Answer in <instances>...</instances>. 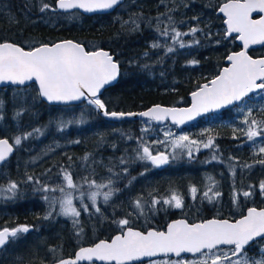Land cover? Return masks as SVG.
<instances>
[{"label": "snow or ice", "instance_id": "obj_1", "mask_svg": "<svg viewBox=\"0 0 264 264\" xmlns=\"http://www.w3.org/2000/svg\"><path fill=\"white\" fill-rule=\"evenodd\" d=\"M120 3L121 0H56V6L60 9H83L87 12L113 9ZM50 7L52 6L44 3L40 11L43 12ZM219 11L227 17L226 35L237 34V38L243 42L244 50L228 55L226 59L229 66L223 68L219 75L191 93L192 104L189 108H167L155 105L139 113L110 111L99 96L106 85L116 80L119 74V62L110 52L102 48L88 51L84 44L72 40L42 43L39 46L29 47L28 50L18 43L0 41V82L13 85L36 82L39 96L48 102H70L86 98L88 103L105 117L123 118L139 115L156 121L171 117L174 123L184 124L185 121L192 120L201 113L243 101L249 93L257 89L264 90V58L253 59L247 53L250 45H264V0H225ZM253 13H257L259 18L253 19ZM168 20L171 22L170 16ZM127 23L128 21H125V24ZM131 23L134 30L139 28L136 20H132ZM199 30L191 28L189 32L195 34ZM157 31L161 36H169L167 27L161 31L157 26ZM187 34L172 28L171 40L179 43V46L183 48L185 44L180 38ZM194 42L198 43V41ZM160 46L158 43L152 44L154 48ZM173 51V47H167V52ZM189 63L199 62L192 60ZM261 112L264 113V108ZM17 115H20V112ZM72 122L59 121L58 130L62 131ZM75 122L83 123L84 121L80 119ZM243 122L248 125L243 134L249 141L264 134V118L257 120L251 108L245 114ZM34 134L42 135L43 133L41 129H33L32 132L12 138L11 143L7 138H0V163L5 162L13 153L14 146L20 145L23 139ZM213 139L210 136L203 147H212ZM74 143H79V141H74ZM193 144H198V142L190 141L187 135L178 136L173 141L174 148H188L189 156H191L190 145ZM258 152L264 154V147H260ZM137 158L150 162L155 167L169 162L167 154L164 152L153 154L146 144L142 145V150L137 151ZM120 163L124 164L125 161L121 159ZM257 163L264 165V159H260ZM244 167H251V165L245 164ZM124 172H127L126 167ZM62 173L63 183L55 187L42 184L38 178L31 175L27 177V181L34 182L38 186L36 190L45 193L43 199L49 202L51 210L43 217L44 219L52 215L54 206L58 202L60 214L71 216L74 218V223H78L79 221L75 218L80 216L81 210L88 211L89 205L84 203L85 193L83 191H79L76 197H73L69 191L82 188V185L74 181L72 173L68 169H62ZM83 184H87L89 189H96L87 193L91 207L95 208L96 212L100 211V208L96 206L97 197L102 195L104 202L107 203L114 193L111 179L107 183L98 184L95 180L85 177ZM19 187V182L14 180H10L7 185H0V197L8 200L16 199ZM258 187L260 194L264 195V180L260 181ZM104 188L108 190L101 192L100 190ZM252 188L253 186L250 185L249 190L242 193L234 191L233 202L236 203L240 195L245 198L251 197ZM56 191L62 194L58 201L47 195V193ZM197 191L195 186L190 188L193 199ZM220 195L221 193L215 190L214 182L203 192V198L210 202ZM74 199L80 201L81 209H77L74 205ZM161 202L175 208L183 207L182 197L176 192H172L162 201L152 199L153 205ZM134 203L142 213L141 198H137ZM117 223L122 228L126 227V230L116 234L110 240H100L93 246L80 247L74 258H60L56 264H79L81 261L93 260L107 262V264H133V262L141 261L142 258H149L148 264H264V248H261L260 259L249 257L245 250L246 246L255 242L257 238L264 239V208L249 207L246 215L234 221L213 218L199 223H189L186 219L175 220L168 224L165 231L135 230L127 227L129 225L127 218ZM32 227L34 226L21 224L11 228L7 226L0 228V248L5 247L21 234L28 233ZM222 246L229 247L225 251ZM51 251L55 252V249ZM182 253H192L197 258L193 260L152 259L160 254L164 256L175 254L180 257Z\"/></svg>", "mask_w": 264, "mask_h": 264}, {"label": "trees", "instance_id": "obj_2", "mask_svg": "<svg viewBox=\"0 0 264 264\" xmlns=\"http://www.w3.org/2000/svg\"><path fill=\"white\" fill-rule=\"evenodd\" d=\"M127 1L131 2L128 12L126 11L118 15L116 12L125 8L128 5L126 3ZM217 1L219 0H198L197 7L202 5L213 15L219 7L216 3ZM220 1L222 2L224 0ZM44 3L52 7L41 12L40 9ZM32 4V0H0V41L18 43L25 48H29L42 43H54L64 39H71L84 44L87 50H95L98 48L109 50L112 54L116 55V59L120 63V76L118 81L106 89V92L112 98V100L107 101L110 109L115 106L114 108L116 110H142L156 103L184 105L182 101L189 100V94L192 91L219 73L220 68L225 64L227 54L235 48V46L231 48L220 42L213 43L215 39L212 40L210 38L208 39L209 45L206 44L203 49L197 52L196 59L199 63L193 68L180 66L181 60L177 62L169 60L168 62L172 64L171 66H167V62L162 64V68L171 71L168 74L175 76L173 79L169 78L170 80L167 83H164L156 70L157 64L143 63L139 61V56L150 50L149 42L154 36L149 28L157 18L170 16L172 20L175 19L177 21L179 19L177 11L174 9V4L168 5L166 0H125L112 13L94 15H84L77 10L66 13L59 12L55 8V0H35V6H32ZM21 13L26 14L28 17L37 18L39 22L36 24H25ZM115 13L117 14L116 16L114 15ZM192 14L198 15V12L196 13L190 10L189 15L192 16ZM53 15L64 16L67 20L64 21L65 23L57 25L44 24L40 21L41 18L49 19ZM132 20L137 21L139 24L138 29H133ZM125 21H128V23L125 24ZM174 79L175 82H172ZM11 88L15 89V92L7 95L4 93L3 98H6V96L10 97L4 104L12 103L13 99H16V95L19 93L23 94L28 90V87ZM3 91L5 92L6 90L3 89ZM24 99L26 100V105L10 111L9 113L13 115L11 118H9L8 114L2 110V106H0V136L4 135L2 131H5L9 127L18 128L22 133L32 132L33 129H41L42 135L45 138L53 135L56 138H62V133L65 130L71 133L76 128H85L91 119L89 116L91 108H87L86 105L78 110L76 108L72 109L70 106L50 105L37 95L34 105L28 106L29 96L25 94ZM258 106L256 108L260 112V119H262L264 118V113L261 112L262 108H258ZM260 106L264 105L260 104ZM18 112H20V115H17ZM94 118L100 123H105L106 121L98 112H96ZM80 119H83L84 122H75ZM59 121L73 122L69 123L67 127L60 131L58 130ZM123 122H115V134H120L125 141L131 140L144 144L143 139L140 137V130L138 129L140 121L137 120L134 122L127 120V122H130V126ZM105 127L107 126H102V130ZM210 127L213 134L222 130L226 132L228 141L224 144V147L227 145V152L222 154L214 145L201 153L199 152L191 156L186 155L185 151H180L179 155L165 168V170H170V176L166 174L167 176L164 178L166 183L164 186L160 187L159 190L155 188L152 192L146 191L145 196L141 198L143 212L141 213L140 209L133 206L139 215L138 217L142 219L144 224H150L148 218L151 217L158 223L159 228L162 229L165 228L170 220L182 216L188 205L187 198H185L184 202L185 208L183 207L182 209L163 204L162 202L153 205L152 199L155 198L162 201L164 198H168L172 192H176L181 196L185 182L181 178L186 177L185 179L189 180L191 176L188 175H192L196 164H204L213 156L223 161L225 160V163L232 168L234 172L233 180L226 187L219 182L214 183L215 190L219 191L221 195L211 202L203 198V192L213 182L200 187V195L193 201L194 209L201 211L205 219L212 216L213 209L221 211L223 206H226L228 209H232V214H235L242 213V204L244 206L248 205L247 198L243 196L244 202L246 201L245 204L239 200L236 203L233 202L234 191L242 193L253 183L246 176V173H244L246 168L241 174L237 173V170L239 171L240 168H244L248 154L245 150L238 149L241 142L239 143L238 139L233 138L232 128L226 122L217 121L211 124ZM38 136L39 134H34L27 138L28 148L40 144ZM99 141L103 143L105 137L101 136ZM235 143H239L238 146ZM153 149L157 151V149ZM77 150L79 149L77 148ZM133 151L135 152L137 150L134 149ZM64 159L65 157L59 155L51 161H46L43 166L35 169V177L42 184H46V180L52 182L55 177L60 176L62 171L60 165H62ZM124 159L126 162L137 166L136 170H129L127 176H137L138 171H141L144 165L143 160H132L126 157ZM152 174L151 172L146 175L149 177ZM169 180H174V182L170 183ZM0 185L7 184L0 178ZM166 185H170V188L164 189ZM187 185L188 187L191 185L190 181ZM191 186H193V182ZM37 187L35 184L36 189ZM185 191L189 192L190 190L187 189ZM44 195L45 193L36 190V198L38 200ZM3 205L9 207L6 211L10 214L14 212V215L11 214L12 219H9L7 216L0 217V228L5 226L16 227L21 224L34 226L32 227L33 229L48 236L45 245L51 246V250L55 249V252L50 250L53 254V256L48 258L50 262H54L64 256L73 255L77 248L82 245L91 244L102 238H110L119 231L115 227L114 220L118 222L121 219L127 218L129 225L138 226L136 222L138 220L137 217L126 210L124 206L115 208V210L113 209L114 214L110 218L102 220L101 223L82 225L80 223L68 222L65 229L60 231L58 229V222H53L50 218H43L47 215L48 209L38 204V202L34 209H30L27 204H23L22 198L20 200L6 199L3 201ZM185 217L191 221L193 216L190 211H187ZM194 217L196 220L199 219L198 212L194 214ZM148 226L152 225L150 224ZM57 229L61 232L60 238L56 237L55 234L52 235ZM248 254L250 257L256 256L255 252H249ZM167 259H172V257H168ZM36 264L45 263L38 260Z\"/></svg>", "mask_w": 264, "mask_h": 264}, {"label": "rangeland", "instance_id": "obj_3", "mask_svg": "<svg viewBox=\"0 0 264 264\" xmlns=\"http://www.w3.org/2000/svg\"><path fill=\"white\" fill-rule=\"evenodd\" d=\"M33 4L32 6H35V0H32ZM167 4H174V9L177 11L178 14V20L175 21L171 19V22H169L168 17L162 16L155 20L154 24L149 28L151 33L153 34L154 38L149 42L150 50L142 53L139 56V61L143 63H155L157 64V71L159 75L161 76V79L164 83H167L169 78L173 79L175 76L171 73V71H167L166 69L162 68V64L167 62V66H171L172 64H169V60H172L173 62H177L181 60L180 66L184 67H190L193 68L197 64H190L189 61L196 60L197 52L205 47V45H209L210 38L215 39L213 43L220 42L221 44L228 45L229 47L233 48V42L231 40L225 41L226 37L224 34V31L226 30L221 24L224 21V17L218 13V10L215 12V14L211 15L210 11L206 10L202 5H198V0H166ZM224 1H217V5L220 6L221 3ZM128 5L123 8L122 10H119L116 12L118 15H121L123 12H128L131 2H126ZM219 8V7H218ZM194 11L198 12V15L190 16L189 12ZM114 14L115 16L117 14ZM8 16V15H7ZM12 17V16H11ZM21 17L23 18V21L25 24H36L39 21L37 18L34 17H28L26 14L21 13ZM195 18V19H194ZM63 20V21H62ZM67 20L64 16L61 15H53L52 18L49 19H43L41 18L40 21L44 24H51V25H57L65 23L64 21ZM157 26H159L160 30H163L165 27L169 29V36H161L160 32L157 31ZM175 28L177 31L181 33H188L187 35H184L180 38V40L183 41L185 44V47L181 48L179 46V43H175L171 40V29ZM191 28H197L200 29L195 34H192L189 32ZM194 41H198V43H195ZM153 43H158L161 45L160 47H152ZM173 47L174 51L169 53L167 52V47ZM231 51H235L232 49ZM230 51V52H231ZM225 65V64H223ZM221 69V68H220ZM170 76V77H168ZM215 77V76H213ZM212 77V78H213ZM172 82H175V79L172 80ZM28 90L27 92L23 94L16 95V99H13V102L10 104H4L7 100L10 99V97L3 98L4 93L7 94H13L15 92V89L11 87H4L0 88V103L2 106V110H4L9 118H11L13 115L9 113L10 111H13L15 109L22 108L26 105V100L24 99L25 94L29 96L28 99V106H33L35 103V98L38 94V89L36 85H30L27 86ZM6 90L5 92L3 91ZM251 100L244 101L240 104L239 107L234 109V112H240L241 116H245L248 109L251 108L252 110L258 106V108H264V90L258 92L255 94ZM263 97V98H262ZM101 100H103L108 107L110 111L116 110L114 107L111 109L109 108L107 101L112 100L111 95L107 92H104L99 96ZM84 104H86L87 108H94L93 105H90L86 100L83 101ZM189 100H183V104H188ZM84 107V105H83ZM82 107V108H83ZM80 108V107H79ZM74 109V108H72ZM78 110V109H77ZM97 109H95L96 111ZM99 111V110H97ZM254 115V110H253ZM102 117V116H101ZM212 120L214 118H211ZM91 120V119H90ZM106 120V119H105ZM260 120V119H257ZM108 121V120H107ZM136 122L135 120H132ZM139 126L138 129L140 130V137L143 139L144 144L148 145L150 149L153 151V154H156L157 152H164L169 156V162L168 164L161 168V167H155L150 162L143 161L144 165L141 168V171H138L137 176H127V172L131 169L136 170L137 166L132 165L131 163H128L125 161L124 157L131 158L132 160H138L137 158V151L142 150V144L141 142L137 141H131L127 140L125 141L123 137L120 134H115V127L116 125L111 123H100L99 128H94V126L90 127L89 123L84 127H79L73 130V132H69L68 130H65L62 133V138H56L55 135L49 136L47 138L43 137V135L39 134L38 138L40 141L39 145H35V147H32L29 152L26 153L24 149L25 144H20V150L13 157V161L11 162L10 166L8 167L9 171H6L0 175V178L4 183H8L10 180H14V176H17V178H21L20 174H22L21 179L25 180L24 173L31 167L37 168L39 166H43L46 161H51L52 159H55L57 156L61 155L64 156L65 159L62 162V165H60V168L62 169H68L73 176L74 181L77 184L82 185V188L79 190H69L73 197H76L79 195V191H83L85 193L84 196V203L89 205L88 211L81 210V214L79 217L75 218L78 220V224H92V223H101L102 220L106 218H110L114 214L115 208H121L125 207L126 210L134 214L138 220H136L138 226H133L140 228L142 230H146L148 228H156L160 229L158 226V223L152 219L151 217L148 218L150 224L152 226H148L142 222V219H140L138 216V213L134 209L133 206H135V201L137 198H142L145 196L146 191L152 192L154 189H160V187H163L166 183L164 178L165 176L170 174V170H165L169 166V163L179 155L180 151H185L186 155H188L189 149L188 148H174L173 147V141L176 137L181 135H187L189 137L190 141H197L198 144L190 145L191 155L198 154L200 151H205L207 148L203 147L204 143H207V141H204V139L200 138H192V134H194L195 130H191L190 128H182L178 129L176 126L166 123L164 125H157L154 123L153 120L150 119H139ZM90 122V121H89ZM130 122H126L128 126ZM233 130H239L242 133H244L247 130V125H243L241 127H236L232 121L226 122ZM107 126L102 130V126ZM199 126V125H198ZM211 126V123L209 125L202 126L201 129L199 127L196 129L198 132H207ZM188 127V126H187ZM9 133V135L14 138L16 136H22V134L18 133V128H9L5 129ZM105 137V141L101 143L99 141L100 137ZM233 136L234 133H233ZM243 136H245L243 134ZM74 141H79V143H74ZM163 142V143H158ZM77 148L79 150H77ZM157 149V151H154V149ZM137 151H133V150ZM81 150V152H80ZM133 152V153H131ZM189 156V155H188ZM85 157H87L85 159ZM70 158V159H69ZM123 159L125 161L124 164H121L120 161ZM21 165H24V167L19 169L16 172L17 168H21ZM127 168V172H124V168ZM147 168V171L145 169ZM155 168H157L155 170ZM176 168V167H175ZM12 171V172H10ZM192 171V170H191ZM153 173L151 176L147 177L146 174ZM167 174V175H166ZM170 176V175H169ZM189 180L185 179L186 177H182L181 179L184 180V189L182 190L183 194L181 195L183 200V207L185 208L184 202L185 198L188 199V205L184 210V213L181 217L186 218L187 211H190L192 214L191 221H196L194 214L198 212L199 219L203 220V215L201 211H196L194 209L193 201L200 195L199 189L200 187L211 184V182H219L221 184H224L223 186L226 187L228 184H230L233 180L234 172L231 167L228 166L227 163H222L220 165L217 162L210 161V164H205L204 167L199 168L197 172L192 171V175ZM87 177L90 180H95L98 184L99 183H107L109 179L112 180L111 187L114 190L113 195L109 198L108 202L105 203L103 200V196L97 197L96 206L100 208L99 212L95 211V208L91 207V201L87 197V193L89 191H95V188L89 189L87 184H83V178ZM173 177V176H171ZM187 180V181H186ZM257 189L259 190V183L261 180H264V177H258L257 178ZM15 181V180H14ZM193 182V186H195L198 191L196 193L195 199H193L190 191L186 192L185 190L189 189L188 183ZM170 183L174 182V180H169ZM46 184H48L51 187H55L57 185H61L63 183V173L61 171L60 176L55 177L52 182L49 180L45 181ZM35 184V183H34ZM170 185H166L164 189H169ZM107 188L101 189L100 191H107ZM247 191V190H246ZM47 195L50 198H56L57 201L59 198H61L62 194L59 191H56L54 193H47ZM262 198H264V195H262ZM6 199L3 197H0V217L7 216L9 219H12V215H14V212H7L6 210L9 207H5L3 205V201ZM38 204L43 205L45 208L48 209V212L51 210L49 206V202L45 201L43 197L41 199H37ZM74 205L77 207V209H81V204L78 199L73 200ZM142 203V201H141ZM258 205V204H257ZM252 206H256L252 204ZM136 207V206H135ZM173 207V206H172ZM182 207V208H183ZM178 208V209H182ZM230 208V207H229ZM114 209V210H113ZM138 209V208H137ZM135 210V211H134ZM244 211V209H243ZM225 215L226 217H236L237 215H234L231 213V208L228 209L226 206H223L221 211L214 212L212 217H218L221 215ZM53 222H58L59 227L58 229L61 231L65 229L67 226V223H74V218L71 216H64L60 214V207L59 203L57 202L54 206V210L52 211V215L49 217ZM115 227L119 230L118 232L123 231L126 227L122 228L116 220H114ZM131 226V225H128ZM127 226V227H128ZM56 230L52 233V235L55 234L56 237L60 238L61 232L59 230ZM163 229V228H162ZM51 236V234H50ZM48 236L43 235L39 231L31 228L28 233L21 234L17 239L10 242L8 245H6L3 248H0V264H36V262L42 261L45 264H52L53 262L48 261V258L53 256L51 253V246H47ZM47 246V247H46ZM227 251V250H225ZM168 257H161L157 258L156 260H163L167 259ZM196 256H181V257H172V259L169 260H178V259H184V260H193L196 259ZM260 259V258H257ZM56 261V260H55ZM90 264H96V263H90ZM139 264H148V261H143Z\"/></svg>", "mask_w": 264, "mask_h": 264}, {"label": "flooded vegetation", "instance_id": "obj_4", "mask_svg": "<svg viewBox=\"0 0 264 264\" xmlns=\"http://www.w3.org/2000/svg\"><path fill=\"white\" fill-rule=\"evenodd\" d=\"M258 16L259 15H256L255 17H258ZM222 26L225 29H227L224 21L222 22ZM224 34H225V37H226V39H225L226 42H227V40H231L233 42V46H235L234 50L241 49V45L238 44V42H237V36L236 35L235 36H231V37H227L226 30L224 31ZM249 53H250V55H252L254 57L264 56V45L249 50ZM33 85H35V84H33ZM257 93L258 92L246 97L243 101L237 103L236 105L232 106L231 108H228V109L222 111L221 113H211V114L205 115V116L201 117L198 121H196L195 123L189 125L186 128H190L191 130H195L194 134H192V138L193 137L194 138H200V139H204V141H208V138L210 136L213 137L214 138L213 139V145L215 146V148L219 149L220 152H222V154H225L227 152V145L224 147V144H226L227 141H228V138H227V135H226L225 131H223V130L220 131V132L217 131L216 133L213 134L211 132V129H209L207 132H198L196 129L198 127H199V129H201L202 126L209 125V123L213 124L214 122H217V121H221V122L232 121L236 127H241L243 125H246L243 122L244 121V116H241L240 112H234V109L239 107L240 104L243 103L244 101L251 100L254 96H256L255 94H257ZM83 105H86V104H84V102H82L80 104H76V105L72 104V105H68V106H70L71 108L81 109L83 107ZM253 110H254V115L253 116L256 119H260L259 110L257 108H254ZM96 112L99 113V111H97V110L95 111L94 108L91 109L90 114H89L91 120L88 123H89L90 127L94 126V128H99V124L94 118ZM211 118H214V119L212 120ZM108 122L111 123V124H115L116 125L115 122L107 121V120L105 121V123H108ZM126 122L127 121H124L123 123H126ZM246 127H248V125ZM2 133L4 135L0 136V138L8 137L11 140V142H12V137L9 135V133L7 131H2ZM18 133L23 135L24 133H28V132H23L22 133L18 129ZM232 133H234V135H235V136H233V138L238 139L239 143L241 142L240 144L239 143H235V145H237V146H238V144L240 145V147L238 146V149L245 150L246 153L248 154L246 164L247 165H251V167L240 168L239 171L237 170V173L241 174V172L246 168L244 173H246V176H248L250 178V180L253 182L252 184H250L251 186H253V188H252L253 195L251 197L247 198V201H248L247 202L248 205L246 203L247 206H244L243 204L241 205L243 207V209H244V211H242V213H235L234 215L238 214V216H236V217H226V216H224V214L221 215V216H218V217H226V218H230V219H236V218L242 216L249 207H253L252 204L256 205V207H263L264 206V198H262V195L260 194V190H258L257 187H256L257 181H258L257 178L258 177H264V165H261V164L257 163V161H259L260 159H264V154H261V153L258 152V149L260 147H264V134H262L261 136L255 137L253 141H249L247 139V137L243 136V133L241 131H239V130L236 131V130H233V128H232ZM23 143L25 144V148H28L27 147V144H28L27 143V139H23ZM219 143L221 144V146H220ZM209 148H207V149H209ZM30 149L31 148L24 149V151L26 153H28L29 152L28 150H30ZM19 150H20V145L15 146L14 155L8 161H6V162H4V163H2L0 165V175L2 173H4V172L10 170V169L8 170V167L10 166L11 162L13 161L12 160L13 157L15 155H17ZM80 152H81V150H80ZM201 152H203V151H200V153ZM192 155H195V154L193 153ZM210 161H214V162L218 161V163L220 165H222V163H225V160L223 161V160H221L219 158L213 159V158L210 157L209 160H207L204 164H201V163L196 164V167H195L193 172H197L198 169L204 167L205 164H210ZM23 167H24V165H21V168H17L16 172L19 169L22 170ZM9 168H11V167H9ZM35 169L36 168H34V167H32V168L30 167L26 171V173H24L25 180L21 179V178H23L22 174H20L21 178H17V176H14V180L19 182V185H20L19 194H18L16 199L20 200L22 198L23 199V204H27L30 209H34L35 208L36 203H37V198H36L35 184H34V182L27 181V177L29 175L35 177V175H34ZM10 172H12V171H10ZM249 186L246 188V190H249ZM239 201L240 202H244V199H243L242 195L239 197ZM245 202H244V204H245ZM214 212H218V211L213 209L212 216H213ZM231 212H232V209H231ZM32 214H34V213L32 212ZM228 247L229 246L223 247V249L227 250ZM261 248H264V239H256L255 242H252V243H250V245L246 246L245 250H246L247 254L249 252H252V253L255 252L256 256L254 258L257 259V258H260ZM248 256H249V254H248Z\"/></svg>", "mask_w": 264, "mask_h": 264}, {"label": "water", "instance_id": "obj_5", "mask_svg": "<svg viewBox=\"0 0 264 264\" xmlns=\"http://www.w3.org/2000/svg\"><path fill=\"white\" fill-rule=\"evenodd\" d=\"M124 2H125V0H121V3H120L119 5H117V6H115L113 9H108V10H97V11H93V12H87V11H85V10H83V9H60V8H58V7L56 6V0H55V8H56L57 11H59V12H64V13L77 10V11L81 12V13L84 14V15L107 14V13H112L113 11H115V10H116V9H117L122 3H124ZM223 3H224V2H223ZM223 3L220 4L219 8L223 5ZM219 8H218V13H219L220 15H222V16L225 18V19H224V23H225L227 17H226L223 13H221V12L219 11ZM256 15H258V14H257V13H253V19H258V18H259V16H258V17H255ZM225 25H226V23H225ZM226 27H227V25H226ZM235 35L237 36V34L233 33V34H231V35H227V37H231V36H235ZM64 40H71V39H64ZM64 40H60V41H64ZM60 41H56V42H60ZM72 41H74V40H72ZM74 42H76V41H74ZM237 42H238V44L241 45V49H239V50H235V51H231L228 55L232 54L233 52H240V51L244 50V48H243V42L240 41L238 38H237ZM38 46H39V45H38ZM259 46H262V45H260V44L250 45L249 48L247 49V53H248V55L251 56L253 59L264 58V56H257V57H254V56L250 55V53H249V50L254 49V48H257V47H259ZM85 48H86V47H85ZM102 49L105 50V51L110 52V51L107 50V49H104V48H102ZM25 50H28V48H25ZM86 50H87V49H86ZM95 50H96V49H95ZM88 51H89V50H88ZM90 51H93V50H90ZM110 53H111V52H110ZM111 54H112V53H111ZM112 55H113V58L116 60V55H114V54H112ZM228 55H227V56H228ZM227 56H226V57H227ZM116 61H117V60H116ZM228 66H229V62H228L227 59L225 58V65L222 66V68L220 69L218 75L220 74V72L222 71L223 68L228 67ZM119 76H120V65H119V74H118L116 80H114V81H112L110 84L106 85V86L101 90L100 95L103 94L107 88H109L110 86L114 85V84L118 81ZM216 76H217V75H216ZM216 76H215V77H216ZM215 77H214V78H215ZM212 79H213V78H212ZM210 80H211V79H210ZM210 80H208L207 82H204L203 84L208 83ZM32 84H35V85L37 86V89H38V83H36V82H27L26 85H13V84L8 83V82H0V88H1V87H25V86H29V85H32ZM203 84H202V85H203ZM202 85H201V86H202ZM197 90H198V88H197L196 90H194V91H197ZM194 91H192V92H194ZM258 91H261V90L257 89V90H255L254 92L249 93L248 96H250V95H252L253 93L258 92ZM192 92H191V93H192ZM191 93L189 94V103H188V104H184V105H165V104H161V103H156V104H152V105H150V106H148L147 108L142 109V110H128V111H123V110H112V111L139 113V112L147 111L149 108H151V107H153V106H155V105H160V106H162V107H167V108H189V107H191V104H192ZM248 96H247V97H248ZM245 98H246V97H245ZM245 98H244V99H245ZM41 99H42L43 101H45L47 104L55 105V106H67V105H72V104H80V103H82L84 100H86V98H82L81 100H78V101H70V102H48V101H47L45 98H43V97H41ZM239 102H240V101L233 102L232 104L224 105V106H222V107L219 108V109H213V110H210V111L207 112V113H201L200 115L195 116L192 120L185 121L184 124H176V123H174L173 120L171 119V117H168V118H166V119H164V120H162V121H156V120H153V121H154V123L157 124V125H164V124H166V123H171V124L175 125L178 129H182V128H185V127H187V126H189V125L195 123L196 121H198L201 117H203V116H205V115H208V114H211V113H221L222 111H224V110H226V109H228V108H231L232 106L236 105V104L239 103ZM99 113H100V115H101L104 119H106V120H108V121H112V122H122V121H127V120H139V119H150V120H152V119L149 118V117H141V116H139V115L131 116V117L125 116V117H123V118H111V117H105V116H103L102 113H101L100 111H99ZM3 138H7V139H9L8 137H3ZM9 141H10V143H11V140H10V139H9ZM14 153H15V146H14V151H13V153L9 155V157L7 158L6 161H8V160L14 155ZM6 161H5V162H6ZM3 163H4V162H3ZM1 164H2V163H0V165H1ZM167 164H168V163H167ZM167 164L162 165V166H159V167L163 168V167H165ZM253 207H256V206H253ZM256 208H258V209H259V208H264V206H263V207H256ZM246 214H247V210H246V212H245L243 215H246ZM243 215H242V216H243ZM242 216H240V217H238V218H236V219H230V218H226V217H209V218H205V219H203V220H196V221H189L187 218H184V217H177V218H174V219L170 220V221L167 223V225L165 226V228H163V229L148 228V229H146V230H142V229H140V228L133 227V226H128V227H132V228H134L135 230L142 231V232H147V231H149V230L165 231V230L167 229L168 224L171 223V222H173V221H175V220L186 219L189 223H199V222H201V221H204V220H210V219H213V218H216V219H229V220H233V221H234V220H237V219L242 218ZM9 228H11V227H9ZM125 230H126V228H125L123 231H125ZM118 233H120V232H117V233L113 234L110 238H102V239H99V240H97V241H95V242H93V243H91V244H85V245H82V246H80V247H90V246H93L95 243H98L100 240H110L113 236H115V235L118 234ZM257 239H259V238H257ZM80 247H79V248H80ZM222 247H227V246H222ZM79 248H77V250L75 251V253L79 250ZM75 253H74L73 255H70V256H64V257H61V258H70V257H71V258H74ZM184 255L194 256V254H192V253H182V254H181V256H184ZM181 256H180V257H181ZM161 257H175V258H176L177 256H175V254H168L167 256H164L163 254H160V255H158V256H156V257H153L152 259H157V258H161ZM59 259H60V258H59ZM57 260H58V259H57ZM57 260H56V261H57ZM148 260H149V258H142L141 261L133 262V264H139V263H141V262H143V261H148ZM56 261H54L52 264H56ZM90 263H96V264H107V262H102V261H99V260H93V261H81V262H79V264H90Z\"/></svg>", "mask_w": 264, "mask_h": 264}, {"label": "bare ground", "instance_id": "obj_6", "mask_svg": "<svg viewBox=\"0 0 264 264\" xmlns=\"http://www.w3.org/2000/svg\"><path fill=\"white\" fill-rule=\"evenodd\" d=\"M117 60V59H116ZM118 61V60H117ZM119 62V61H118ZM119 65H120V63H119ZM1 88H4V87H1ZM105 92H106V90H105Z\"/></svg>", "mask_w": 264, "mask_h": 264}]
</instances>
